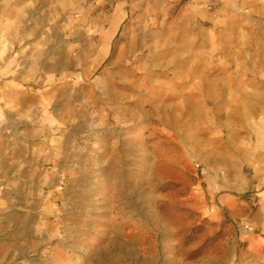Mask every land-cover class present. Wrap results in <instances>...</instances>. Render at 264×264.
I'll return each instance as SVG.
<instances>
[{
    "label": "rangeland",
    "instance_id": "obj_1",
    "mask_svg": "<svg viewBox=\"0 0 264 264\" xmlns=\"http://www.w3.org/2000/svg\"><path fill=\"white\" fill-rule=\"evenodd\" d=\"M247 1L0 0V75L34 97L0 90V165L28 129L69 141L44 252L5 264H264V128L217 106Z\"/></svg>",
    "mask_w": 264,
    "mask_h": 264
},
{
    "label": "crops",
    "instance_id": "obj_2",
    "mask_svg": "<svg viewBox=\"0 0 264 264\" xmlns=\"http://www.w3.org/2000/svg\"><path fill=\"white\" fill-rule=\"evenodd\" d=\"M245 4L247 15L254 21L246 29L247 51L243 57L227 55L223 60L217 58V106L230 111L231 118L237 115L236 112L239 114V110L243 111L245 116H241L247 125H251L249 121L252 119L253 126L264 128V0H248ZM259 16L262 20L255 23ZM56 67L54 64L44 66L47 73L53 72ZM5 74L0 75L2 98L13 104V107L17 104L20 107L18 111L27 109L31 106L30 98L34 99L27 86L28 74L15 76L10 71ZM43 130L28 129L25 140L19 138V142L24 141L25 144L21 147L22 152L10 154V158L9 154L3 153L1 157L3 165H0V169L5 171H0V264H5L7 254L10 255L9 259L12 254L21 260L24 254L30 252L31 246L36 252L41 250L42 253L46 246L45 223L50 216L47 208L62 193L58 186L59 159L62 158L63 149L67 150L69 141L62 136L59 140L53 139L52 144L56 145L48 146L51 154H44L46 145L41 136ZM4 142L7 143V139ZM252 157L257 159L255 164L259 167V173L264 174V154H252ZM53 215L59 221L62 220L60 214ZM8 233L11 237L6 241Z\"/></svg>",
    "mask_w": 264,
    "mask_h": 264
}]
</instances>
